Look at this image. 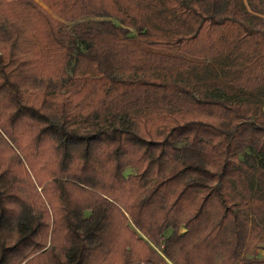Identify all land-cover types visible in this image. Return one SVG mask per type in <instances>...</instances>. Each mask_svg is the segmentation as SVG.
Here are the masks:
<instances>
[{
  "label": "trees",
  "instance_id": "16d2710c",
  "mask_svg": "<svg viewBox=\"0 0 264 264\" xmlns=\"http://www.w3.org/2000/svg\"><path fill=\"white\" fill-rule=\"evenodd\" d=\"M40 1L0 0V264H264V0Z\"/></svg>",
  "mask_w": 264,
  "mask_h": 264
},
{
  "label": "rangeland",
  "instance_id": "374dc122",
  "mask_svg": "<svg viewBox=\"0 0 264 264\" xmlns=\"http://www.w3.org/2000/svg\"><path fill=\"white\" fill-rule=\"evenodd\" d=\"M35 1L38 2L41 6H43L45 9H47V8L45 7V5H44L40 0H35ZM47 10H48V9H47ZM49 12H50V11H49ZM54 18H56V17L54 16ZM56 19H57V18H56ZM68 25H70V24H68ZM131 172H133V170H132L131 168L127 169V171H126V175H128V174L131 173ZM263 250H264V244H261L260 246H258V248H256L255 250H252L251 252H252L253 254H255L256 256L260 257V258H264V256L262 255Z\"/></svg>",
  "mask_w": 264,
  "mask_h": 264
},
{
  "label": "crops",
  "instance_id": "0c3cea01",
  "mask_svg": "<svg viewBox=\"0 0 264 264\" xmlns=\"http://www.w3.org/2000/svg\"><path fill=\"white\" fill-rule=\"evenodd\" d=\"M262 255L264 256V250H263V252H262Z\"/></svg>",
  "mask_w": 264,
  "mask_h": 264
}]
</instances>
